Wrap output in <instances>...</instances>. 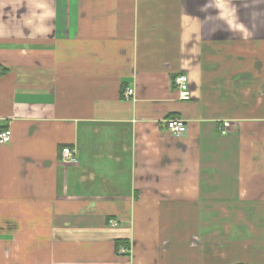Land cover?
Wrapping results in <instances>:
<instances>
[{"label": "crops", "instance_id": "1", "mask_svg": "<svg viewBox=\"0 0 264 264\" xmlns=\"http://www.w3.org/2000/svg\"><path fill=\"white\" fill-rule=\"evenodd\" d=\"M0 68V264H264V0H0Z\"/></svg>", "mask_w": 264, "mask_h": 264}, {"label": "built area", "instance_id": "2", "mask_svg": "<svg viewBox=\"0 0 264 264\" xmlns=\"http://www.w3.org/2000/svg\"><path fill=\"white\" fill-rule=\"evenodd\" d=\"M216 2H221L222 0H215ZM174 87L178 92V97L181 101H188L191 99V93L189 90L188 78L186 75H178L174 80ZM133 95V90L128 89L125 93V99H129V97ZM229 123H223L222 134L226 133V129L228 128ZM166 128L169 134L172 136H180L186 131L185 124L178 119H170L166 121ZM11 133L8 130L0 131V145L6 144L10 141ZM60 161L64 163H75L76 156L73 149L69 147H65L61 149L60 152ZM110 226L116 227L117 222L109 221ZM124 253L125 251L122 249L120 251Z\"/></svg>", "mask_w": 264, "mask_h": 264}, {"label": "trees", "instance_id": "3", "mask_svg": "<svg viewBox=\"0 0 264 264\" xmlns=\"http://www.w3.org/2000/svg\"><path fill=\"white\" fill-rule=\"evenodd\" d=\"M4 72H5V70H3V69L0 68V75H2ZM64 148H65V147H64ZM124 243H125L124 240H117V241L115 242L116 250H117L121 245H123Z\"/></svg>", "mask_w": 264, "mask_h": 264}, {"label": "bare ground", "instance_id": "4", "mask_svg": "<svg viewBox=\"0 0 264 264\" xmlns=\"http://www.w3.org/2000/svg\"><path fill=\"white\" fill-rule=\"evenodd\" d=\"M118 225V224H117ZM122 249H120L119 251H121ZM125 251V249H123ZM125 253V252H124Z\"/></svg>", "mask_w": 264, "mask_h": 264}]
</instances>
